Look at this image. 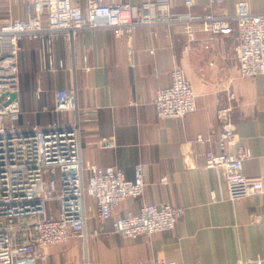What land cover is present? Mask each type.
I'll return each instance as SVG.
<instances>
[{"label":"crops","instance_id":"obj_1","mask_svg":"<svg viewBox=\"0 0 264 264\" xmlns=\"http://www.w3.org/2000/svg\"><path fill=\"white\" fill-rule=\"evenodd\" d=\"M144 1L103 0L134 5ZM241 1L253 12H264V0H223L212 8L234 14ZM171 3L179 13L210 9V0H196L191 9L184 0ZM79 4L86 9L88 0ZM195 27L194 43L182 25L141 27L131 43L109 28L83 30L73 43L60 35L53 44L54 68L48 65L43 41L23 43L21 70L26 68L27 77L20 80L22 124L46 126L72 119L73 114L43 109L54 107L57 89L76 84L79 106L99 108L98 120L81 126L83 162L119 168L129 179L136 165L143 166L144 195L122 202L118 215L137 213L146 204L170 203L183 210L173 231L136 239L114 234L111 221L91 222L86 241L72 239L47 247L49 260L41 264H152L159 259L264 264V193L231 201L221 169L206 167L207 151L221 152L217 111L230 104L237 144L252 151L244 172L264 181V75L240 76L234 35L209 40L199 25ZM176 65L197 93V110L162 120L156 115V92L171 84ZM87 206L98 217L93 198H87Z\"/></svg>","mask_w":264,"mask_h":264},{"label":"built area","instance_id":"obj_2","mask_svg":"<svg viewBox=\"0 0 264 264\" xmlns=\"http://www.w3.org/2000/svg\"><path fill=\"white\" fill-rule=\"evenodd\" d=\"M22 1L23 17H0V264H41L49 260L47 247L65 245L72 239L86 241L88 197L96 201L99 219L111 221L116 235L136 239L173 231L183 210L170 203L146 204L137 213L118 215L122 202L141 198L145 193L141 164L135 166L134 177L129 179L119 168L83 162L81 126L84 121H97L99 108L79 106L76 84L57 89L54 107L43 109L73 114L72 119L46 126H16L22 106L19 98L12 99L11 95L20 92L23 43L43 41L44 52L50 57L48 65L54 68L53 44L60 35L73 43L83 30L109 28L131 43L141 27L182 25L189 42L194 43L198 33L195 26L199 25L209 40L235 36L240 76L250 78L264 75V12H253L241 1L234 14L216 13L212 7L223 0H210V9L196 14L176 12L171 0H145L140 5L88 0L86 9L80 0ZM195 4L196 0H184L188 9ZM196 98L184 70L176 65L171 84L157 91V116L164 120L194 113ZM218 119L221 152L207 151L206 167L221 169L232 201L263 194V178L244 172L252 151L237 144L232 106L221 107ZM52 204L57 205V214L50 211ZM152 264L180 263L159 259Z\"/></svg>","mask_w":264,"mask_h":264},{"label":"rangeland","instance_id":"obj_3","mask_svg":"<svg viewBox=\"0 0 264 264\" xmlns=\"http://www.w3.org/2000/svg\"><path fill=\"white\" fill-rule=\"evenodd\" d=\"M24 6H25V4H23L22 0H7V1L6 0H0V17L1 18H7V17H10V16L11 17L13 16L14 18L21 17L23 15ZM21 67H22V63H21V55H20V75H19L20 80L23 79V77H25V79L27 77L26 68L21 70ZM156 94H157V92H156ZM18 96H19V94H18ZM155 102H156V97H155ZM196 102H197V98H196ZM228 105H230V104H228ZM224 106H226V105H224ZM221 107H223V106H221ZM155 109H156V107H155ZM219 109H218V111H219ZM232 110H233V108H232ZM218 111H217V118H218ZM156 115H157V113H156ZM181 118H183V117H181ZM218 121H219V119H218ZM219 124H220V121H219ZM16 126H29V125H27V124L23 125L21 120H20V122L18 124H16ZM220 128H221V124H220ZM237 137H238V129H237ZM199 138H202L201 142L212 143V140L209 139V138L208 139H204L203 137H199ZM199 138H198V141H200ZM208 140H210V142ZM217 143H218V139H217ZM210 150H212V149H210ZM49 206H50V209H51L50 211L52 213H54V214H57V211H58L57 205L56 204H52V205H49ZM88 217H89L88 226L90 225L91 222L101 221L100 219H98V217L96 216L95 213H93V215H91V211H90L89 207H88ZM88 235H89V233H88ZM87 239H88V236H87ZM82 241H84V240H82Z\"/></svg>","mask_w":264,"mask_h":264},{"label":"water","instance_id":"obj_4","mask_svg":"<svg viewBox=\"0 0 264 264\" xmlns=\"http://www.w3.org/2000/svg\"><path fill=\"white\" fill-rule=\"evenodd\" d=\"M11 97H12V99H18L19 98L17 93L12 94Z\"/></svg>","mask_w":264,"mask_h":264}]
</instances>
